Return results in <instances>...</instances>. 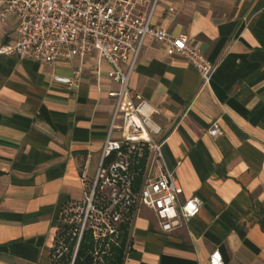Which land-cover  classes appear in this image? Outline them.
<instances>
[{
	"label": "crops",
	"instance_id": "crops-1",
	"mask_svg": "<svg viewBox=\"0 0 264 264\" xmlns=\"http://www.w3.org/2000/svg\"><path fill=\"white\" fill-rule=\"evenodd\" d=\"M130 1L152 7L154 28L185 35L214 73L203 85L181 56L142 46L128 87L157 111L179 200L196 196L202 207L167 233L140 209L122 264H207L215 249L224 264H264V0ZM16 25L0 21V46ZM88 62L66 88L51 77H70L76 59L51 67L0 56V264H52L62 210L85 201L114 108L106 94L118 89L106 63L95 75Z\"/></svg>",
	"mask_w": 264,
	"mask_h": 264
},
{
	"label": "built area",
	"instance_id": "built-area-1",
	"mask_svg": "<svg viewBox=\"0 0 264 264\" xmlns=\"http://www.w3.org/2000/svg\"><path fill=\"white\" fill-rule=\"evenodd\" d=\"M151 15L152 7L142 13L130 0L1 1L0 21L13 16L17 25L13 40L0 46V56L15 55L51 67L76 59L78 66L70 77H51L53 83L66 88L80 79L86 62L95 75H100L104 62L110 68L105 77L118 85L116 91L106 94L114 108L80 213L78 239L85 227L92 230L94 239L114 238L123 218L131 215L130 227L140 209L151 211L159 230L167 233L193 219L202 207L196 196L179 200L181 187L162 162L157 140L160 128L152 119L157 111L129 89L128 79L146 42L162 44L169 56H181L196 70L203 85L210 81L214 66L185 35L173 36L154 28ZM207 133L211 138L222 134L216 122ZM144 158L143 180L135 187ZM207 264H224L217 249L209 254Z\"/></svg>",
	"mask_w": 264,
	"mask_h": 264
},
{
	"label": "trees",
	"instance_id": "trees-1",
	"mask_svg": "<svg viewBox=\"0 0 264 264\" xmlns=\"http://www.w3.org/2000/svg\"><path fill=\"white\" fill-rule=\"evenodd\" d=\"M145 160H141L138 168L142 169ZM141 183L140 176L135 179V187ZM67 209V208H66ZM62 210L52 248V264H122L129 242V220L127 215L116 226V237L107 236L94 239L92 230L85 227L79 233V222L65 220ZM73 217L77 213L71 214ZM81 217L79 214L78 218ZM78 241V242H77ZM77 244V248H76ZM76 248V251H75ZM75 252V253H74ZM57 253L58 256H57ZM74 257V258H73ZM73 259V260H72Z\"/></svg>",
	"mask_w": 264,
	"mask_h": 264
},
{
	"label": "rangeland",
	"instance_id": "rangeland-1",
	"mask_svg": "<svg viewBox=\"0 0 264 264\" xmlns=\"http://www.w3.org/2000/svg\"><path fill=\"white\" fill-rule=\"evenodd\" d=\"M143 160H145V158H144ZM144 165H145V161H144ZM144 165H143V167H144ZM137 171H138V170H136V172H137ZM143 171H144V168L140 169L138 175L136 176V177L140 176L141 182H142V180H143V173H144ZM136 177H135V178H136ZM90 183H91V182H89V185L86 186V196H87L88 191H89V189H90ZM96 201H97V203H98L99 205L101 204L100 199L97 198ZM83 207H84V204H82V205H80V206H79V205L71 206V207H69L68 209H66V210L64 211V213H63V216H64L65 220H67L69 223H71V221L78 222V221H79L78 216H79V214L82 212ZM73 213H77V216L75 215V217H73V216L71 215V214H73Z\"/></svg>",
	"mask_w": 264,
	"mask_h": 264
},
{
	"label": "water",
	"instance_id": "water-1",
	"mask_svg": "<svg viewBox=\"0 0 264 264\" xmlns=\"http://www.w3.org/2000/svg\"><path fill=\"white\" fill-rule=\"evenodd\" d=\"M78 242V241H77ZM76 248H77V244H76ZM76 248H75V251H76ZM74 258V257H73ZM73 260V259H72Z\"/></svg>",
	"mask_w": 264,
	"mask_h": 264
}]
</instances>
